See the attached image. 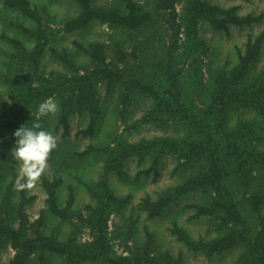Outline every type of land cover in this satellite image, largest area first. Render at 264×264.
Returning <instances> with one entry per match:
<instances>
[{
	"label": "rangeland",
	"instance_id": "374dc122",
	"mask_svg": "<svg viewBox=\"0 0 264 264\" xmlns=\"http://www.w3.org/2000/svg\"><path fill=\"white\" fill-rule=\"evenodd\" d=\"M40 11L47 45L38 64L30 55L37 43V23L17 10L6 7L0 0V221L18 227L15 213L20 204V186L24 178L12 150L16 138L14 132L25 125L39 123L56 138L57 148L50 153L44 172L51 178L61 179L57 188L58 202L64 207L73 195L70 210L72 218L63 219L53 214L47 205V193L40 177L27 186V196L35 199L26 205L32 221L43 217L42 231L61 243L67 244L75 236L77 216L87 215L90 207L96 206L97 198L86 184H97L106 178L112 192L122 198H129L128 204L114 211L108 221L110 231V255L137 256L152 235V257L157 264H163L159 255L170 254L174 264H250L245 255V244L235 245L213 256L190 249L171 232L175 225L186 229L195 240H210L225 235L228 228L250 230L257 234L264 224V164L242 167L241 159L245 149L252 147L264 151V117L253 106L229 108L209 119V132L220 148L224 159L232 160L242 189L247 199L259 203L261 220L245 214L229 226L211 217L191 218L196 209L193 203H210L212 192L202 189L187 192L165 207L155 217L140 208L142 199L150 196L156 199L166 190L183 184L193 175L205 170L208 158L203 152L187 157L189 150L201 148L205 140L191 119L174 116L170 111L155 113L157 99L151 94L131 90L130 84L119 80L95 78L92 84L81 83L80 76L90 73L96 64L90 54L79 48L78 43L89 47L100 43L104 47L106 63L122 70L128 76L134 74L152 85L158 94L170 98L166 74L167 55L172 42L171 30L165 12H158L155 23L143 30L126 27H111L100 20H94L86 27L67 32L65 22L80 12L74 0H31ZM146 8L156 10L157 0H136ZM213 6L231 8L237 6L238 13L245 15L263 14L264 0H179L178 20L182 24L180 47L175 52L174 68L182 88L183 102L193 116L200 119L210 111L214 102L219 78L230 73L239 63V54L244 52L249 36L256 37L264 27L261 22L252 25H229L227 30H216L209 20L198 19L193 27L194 15L199 2ZM96 8L105 9L121 4V0H93ZM30 29L26 31L25 29ZM14 40L18 43L15 44ZM264 67V44L258 62L251 70V77L262 72ZM76 78V79H75ZM18 89L20 98L15 93ZM130 92L127 100L125 95ZM45 100L58 105L54 114L43 116L38 106ZM174 103V102H172ZM72 111H69V106ZM68 113L69 134H64L60 118ZM96 117L91 135L77 134L87 128L91 118ZM242 122L251 124L252 136L243 138L232 132ZM236 134L237 136H231ZM166 138L176 143V149L166 152L159 164V175L144 171L152 166L153 158L144 159L138 155L127 157L121 171H106L108 154L104 149H114L118 143H137L143 139ZM90 146L91 150L84 153ZM192 152V151H191ZM207 158V159H206ZM243 162V160H240ZM251 185L247 186V182ZM28 184V181L26 182ZM236 190V189H235ZM82 224L81 222L79 223ZM76 239L85 243L93 239L88 227L80 228ZM15 254L11 240L0 239V264H8ZM41 252L35 253L28 264H40ZM43 264H68L66 257L46 251ZM149 259H147L148 261ZM93 264H101L93 262Z\"/></svg>",
	"mask_w": 264,
	"mask_h": 264
},
{
	"label": "trees",
	"instance_id": "16d2710c",
	"mask_svg": "<svg viewBox=\"0 0 264 264\" xmlns=\"http://www.w3.org/2000/svg\"><path fill=\"white\" fill-rule=\"evenodd\" d=\"M80 7V12L69 18L64 24V30L67 32L75 31L86 27L94 20H100L107 23L111 27H126L130 30H143L155 23L158 12L167 14V21L171 30L172 42L169 47L166 64V74L170 82V88L166 90L170 98L160 95L152 87L145 83L142 78L136 75H127L126 72L113 68L106 63L104 47L100 43H94L89 47H85L78 43L79 48L90 54L91 59L95 62L96 67L85 76L77 78L81 83L90 81L92 84L95 78H107L111 81L119 80L125 84H130L131 90H138L142 93L151 94L157 99L154 112L161 113L170 111L174 116H181L185 119H191L197 130L205 136V140H201V148L189 150L187 157L192 154L203 152L208 158L206 169L193 175L183 184L166 190L156 199L146 196L140 203V208L147 211L150 217H155L161 211L174 202L179 196L197 190L200 187L206 189L213 194V201L210 203H193L189 206L196 209L195 214L191 218H199L201 216H211L229 226L235 221L243 218V211L249 216L254 217L258 221L261 220L259 203L251 199L243 198L245 194L242 189L241 178L238 177L232 160L224 159L221 155L220 148L213 141L212 132H209V119L213 120L212 113L217 111V115L229 108H242L245 106H253L264 117V67L260 74L251 77L252 68L258 62L264 44V27L256 36H249L246 43L245 51L240 52L239 63L230 73H224L220 76L218 85L215 89L214 102L210 107V111L203 118L193 116L182 98V88L178 78V74L173 71L175 52L180 47V39L182 33V24L178 20L179 13L177 11V2L179 0H157L156 10L146 8L142 3L136 0H121V4L111 8L98 9L93 0H74ZM3 4L11 9L17 10L24 16L37 23V43L34 51L31 53V61L38 64L39 58L43 54L47 45V36L44 32V25L39 9L31 0H3ZM237 6L231 8H222L213 6L210 3L200 1L197 5V13L194 15L193 27L198 24L199 18L209 20L213 28L216 30H227L229 25L245 26L259 23L263 20V14L258 15L248 13L242 15L238 13ZM157 14V15H156ZM26 31L30 29L26 28ZM14 43L18 42L14 40ZM76 79V78H75ZM88 84V83H85ZM15 95L20 98L18 89ZM127 100L130 98V92L125 95ZM174 102V103H172ZM69 111L71 110L70 105ZM64 112L60 118V125L63 126L64 134H69L70 125L68 122V113ZM96 117L93 116L87 128L81 129L77 134L91 135L94 132ZM232 132L246 139L255 132L251 128V124L242 122L237 129ZM236 134L231 136H237ZM90 146L84 153L91 150ZM176 149V143L166 138L143 139L137 143H118L114 149H104L108 154L106 171H121L124 160L131 155H138L145 158L147 155L152 156V166L145 170L147 174L154 173L159 175V164L162 156ZM199 150V151H198ZM192 151V152H191ZM206 158V159H207ZM242 167L247 165L259 166L264 164V151L246 148L241 159H238ZM240 160H243L241 162ZM41 185L47 193V205L50 211L63 218L69 219L73 217L70 206L73 201V195L66 206L62 207L58 202L57 188L61 183V179H51L45 172L40 176ZM27 178L24 177L20 186V204L15 213L18 220V227L15 228L9 223V219L0 221V239L7 237L11 240V246L15 250V254L8 264H28L30 258L37 252H41L40 264H43L46 251L53 252L66 257L68 264H93L99 262L101 264H157V258L152 257V235L148 233V241L137 256H121L115 258L110 255V231L108 221L110 215L114 211L123 209L129 202V198L116 196L106 181L101 179L97 184L88 183L86 186L89 191L97 198L96 206L90 207L87 215L80 212L77 216L75 236L70 243L64 244L57 239L46 235L42 231L43 217L32 221L30 215L26 211V205L33 201L35 195L27 196L26 188L28 186ZM251 185V181L246 183ZM236 189V190H235ZM241 194V195H240ZM242 202L243 211L238 202ZM261 198V204H264V191ZM82 223L81 225L79 223ZM88 227L92 231L93 239L85 243L77 242V235L81 231L80 228ZM171 232L177 238L183 241L190 249L201 251L208 256H213L235 245L245 244L247 247L246 259L250 264H264V224L258 228L257 234L251 236L250 230H237L228 228L225 235L220 238L210 240H195L189 232L181 226L175 225L171 228ZM163 264H174L170 254L165 256L159 255ZM147 259H149L147 261Z\"/></svg>",
	"mask_w": 264,
	"mask_h": 264
},
{
	"label": "clouds",
	"instance_id": "9594fccd",
	"mask_svg": "<svg viewBox=\"0 0 264 264\" xmlns=\"http://www.w3.org/2000/svg\"><path fill=\"white\" fill-rule=\"evenodd\" d=\"M58 105L52 100H45L38 106V112L47 116L54 114ZM16 138L12 153L20 162L21 172L27 178L28 186L44 172L50 153L57 148L55 136L42 128L39 123L31 127L23 125L14 132Z\"/></svg>",
	"mask_w": 264,
	"mask_h": 264
}]
</instances>
